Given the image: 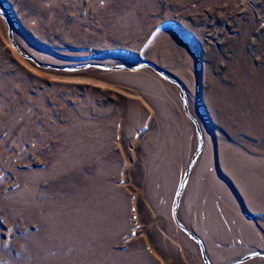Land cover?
Masks as SVG:
<instances>
[{
	"label": "rangeland",
	"instance_id": "obj_1",
	"mask_svg": "<svg viewBox=\"0 0 264 264\" xmlns=\"http://www.w3.org/2000/svg\"><path fill=\"white\" fill-rule=\"evenodd\" d=\"M44 65L155 64L205 148L178 217L212 264L264 252V0H0ZM0 17V264H204L173 210L197 151L154 70H43ZM245 264H264V258Z\"/></svg>",
	"mask_w": 264,
	"mask_h": 264
},
{
	"label": "water",
	"instance_id": "obj_2",
	"mask_svg": "<svg viewBox=\"0 0 264 264\" xmlns=\"http://www.w3.org/2000/svg\"><path fill=\"white\" fill-rule=\"evenodd\" d=\"M0 17H2V19H4L3 21L6 22L7 27H8V38L10 40L11 45L13 46V48L17 51V53L23 57L24 59L32 62L33 64H35L37 67L43 69V70H52V71H64L65 72H77L78 71H83V70H88V69H98L101 71H105V72H116V71H130V72H137V71H141L144 69H152L154 70L161 78L167 80L168 82L178 86L182 92L183 95V109L185 112V115L187 117H189V119L191 120V122L194 124L195 128H196V134H197V139H198V148L197 151L194 153V155L192 156L188 167L184 173L183 176V180L182 183L180 185V189L178 191V193L176 194V201H175V207L173 210V218L175 221V224L177 225V227L185 234H187V236L193 240L200 248L201 251V256L203 259L204 264H212L211 261L209 260V257L207 255V251H206V247L203 243V241L201 240L200 237H198L194 232H192L189 228H187L183 223H181V221L179 220L178 217V211L181 204V199L183 196V193L188 185L189 182V178L192 172V169H194L199 157L201 156V154L204 151L205 148V137H204V132L201 128V125L199 124V122L197 121V119H195L190 111V106H189V99L186 93V89L185 87L175 78H173L171 75H167L166 72H164L162 69L158 68L155 64L152 63H144L138 66H130V65H106V64H102V63H95V62H90V63H85L83 65H78L77 66H67V65H44L42 63H40L39 61H37L33 56L28 55L26 53H24L21 48L19 47V45L17 44L16 40H15V35H14V26H13V20H11V17L9 16V14L3 10V8H0ZM257 258H264V252L263 251H255L252 253L247 254L245 257L239 259L238 261H233L230 264H245L247 262H250L253 259H257Z\"/></svg>",
	"mask_w": 264,
	"mask_h": 264
}]
</instances>
